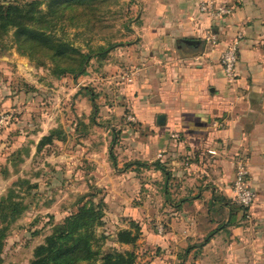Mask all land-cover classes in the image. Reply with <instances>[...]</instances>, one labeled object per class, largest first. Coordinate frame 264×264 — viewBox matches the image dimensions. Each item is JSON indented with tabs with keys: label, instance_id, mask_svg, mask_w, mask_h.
<instances>
[{
	"label": "crops",
	"instance_id": "crops-1",
	"mask_svg": "<svg viewBox=\"0 0 264 264\" xmlns=\"http://www.w3.org/2000/svg\"><path fill=\"white\" fill-rule=\"evenodd\" d=\"M205 3L231 14L214 18L202 11ZM139 4L140 19L130 27L134 40L120 44L110 65L117 88L88 72L81 83L95 81L100 92L82 84L76 94L83 118L93 115L87 101L96 93L95 120L111 126L101 140H128V146L82 153L81 162L90 165L81 168L86 178L76 185L97 189L107 205L128 204L132 222L143 214L146 223L157 222L159 233L148 224L144 236L159 252L173 254V264H264V0ZM209 32L217 46L207 41ZM237 42L236 80L230 82L222 55ZM45 127L31 138L32 157L49 147L38 150L54 129ZM240 166L256 193L250 210L234 202Z\"/></svg>",
	"mask_w": 264,
	"mask_h": 264
},
{
	"label": "rangeland",
	"instance_id": "rangeland-1",
	"mask_svg": "<svg viewBox=\"0 0 264 264\" xmlns=\"http://www.w3.org/2000/svg\"><path fill=\"white\" fill-rule=\"evenodd\" d=\"M1 1L4 4H25L37 0ZM38 1L44 3L42 9L46 11L49 0ZM83 11L85 14L71 17V21L66 22L65 33L59 31L58 36L65 35L75 47L92 54L87 70L89 75L104 77L110 90L113 86L117 88L118 78L110 65L118 61L120 44L134 40L130 27L140 19L139 0H98ZM109 48L112 49L105 59L95 57ZM53 68L49 61H46L45 67L32 61L15 45L12 36L0 41V200L10 190H15L20 195L19 201L27 206L23 216L11 226L4 252L0 255L3 264H30L35 249L45 243L57 225L86 202L105 201L104 194L97 189H88L85 184L76 185L86 178L85 173L81 174V168L90 165L81 162L82 153L88 149H106L109 153L116 145L122 151L129 143L128 140H114L110 136L107 142L101 140L105 139L104 133L109 135L111 126L105 124L100 116V121L95 120L96 109L93 111V107L96 103L99 106L101 101L100 98L97 102L93 99L96 93L90 92L87 101V111L90 110L89 114L93 115L80 117L76 94L82 84L100 92L93 87L97 82L81 83L86 75L77 80L71 75L58 79L53 74ZM124 69L127 71V65ZM117 98L118 94L112 97L113 100ZM2 118H8L4 124L1 123ZM23 118H26V125L19 126ZM49 123L54 127L52 131H60L59 140L43 150L40 156L32 157L33 140L36 139L31 138L43 125L45 130L48 129ZM11 127V135H6ZM121 132H124L123 127ZM69 164L73 166L72 171ZM122 166L121 171L125 170L126 164L122 162ZM129 207L128 204L106 206L105 224L98 229V235L106 237L103 250L135 251L138 254L137 264H173V254L159 252L146 240L145 225L151 224L152 230L159 231L155 225L157 222L146 223L144 214L136 222L143 231L137 245L121 246L116 242L118 232L130 228L134 219ZM184 255L180 253V261Z\"/></svg>",
	"mask_w": 264,
	"mask_h": 264
},
{
	"label": "trees",
	"instance_id": "trees-1",
	"mask_svg": "<svg viewBox=\"0 0 264 264\" xmlns=\"http://www.w3.org/2000/svg\"><path fill=\"white\" fill-rule=\"evenodd\" d=\"M97 1L49 0L45 11L42 9L44 3L38 0L25 4H4L0 0V41L12 36L15 45L40 67H45L46 61H49L54 66L55 77L61 79L71 75L77 80L87 75L93 55L75 47L65 35L58 36V32L65 33L66 22L71 21L73 16L85 14L83 10ZM187 43L197 46L193 41ZM112 48L102 50L95 57L105 59ZM59 133L54 130L44 137L38 150L41 152L53 145L59 140ZM19 199L20 195L10 190L0 200V255L4 252L11 226L27 210L26 204ZM106 206L103 199L98 203L90 200L82 205L53 229L44 244L35 249L30 264H137L138 254L135 251L103 250L106 237L99 236L98 229L105 224ZM141 236V227L132 222L130 228L118 232L116 242L121 246L135 247ZM0 264H3L1 259Z\"/></svg>",
	"mask_w": 264,
	"mask_h": 264
},
{
	"label": "built area",
	"instance_id": "built-area-1",
	"mask_svg": "<svg viewBox=\"0 0 264 264\" xmlns=\"http://www.w3.org/2000/svg\"><path fill=\"white\" fill-rule=\"evenodd\" d=\"M204 13L210 14L212 17H226L231 14L230 10H227L223 6H215L211 3H205L202 6ZM207 41L213 46H217L218 37L209 32L207 35ZM238 53L239 43H235L229 47L222 55V64L226 77L230 82L236 80V68L238 65ZM8 118H2L1 123L4 124ZM179 138V136H176ZM249 173L244 166H240L238 173L233 183L234 202L235 204L245 210H250L256 201V193L253 191L249 184Z\"/></svg>",
	"mask_w": 264,
	"mask_h": 264
}]
</instances>
